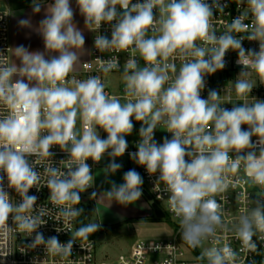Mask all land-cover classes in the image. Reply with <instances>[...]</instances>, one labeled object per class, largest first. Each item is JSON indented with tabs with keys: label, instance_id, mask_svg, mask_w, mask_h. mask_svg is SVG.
Returning a JSON list of instances; mask_svg holds the SVG:
<instances>
[{
	"label": "clouds",
	"instance_id": "9594fccd",
	"mask_svg": "<svg viewBox=\"0 0 264 264\" xmlns=\"http://www.w3.org/2000/svg\"><path fill=\"white\" fill-rule=\"evenodd\" d=\"M76 3L90 30L116 21L111 38L98 34L94 46L100 52L130 53L122 75L127 102L110 96L100 76L68 79L79 60L75 50L83 48L85 38L73 22L70 0H54L39 24L44 52L17 46L14 55L19 65L0 53V231H12L7 224L11 216L20 232H36L30 247L45 244L53 255L70 256L73 239L61 244L57 236L45 239L36 231L45 223L42 217L46 212L40 209L32 215L38 197L29 195V190L41 180L35 166L44 167L49 200L61 208L59 215L67 223L83 211L73 206L80 203V193L93 182L86 161L99 162L107 152L112 159L106 173L119 170L122 165L116 158L128 148L125 137L133 131L134 117L141 127L131 159L149 174L159 173L156 188L163 184V191L169 194L168 206L180 220L184 241L193 249L201 247L217 228H224L222 207L215 199L218 194L240 183L264 189V100L248 102L254 87L248 79L250 73L242 70L236 80L234 90L242 103L231 110L221 106L216 90H209L207 99L201 97L205 76L225 68L230 49L238 52L237 64L250 69L264 84V0H246L247 10L232 19L220 36L212 22L213 9L223 12L226 7L220 0L211 4L207 0ZM32 7L34 13L41 11L38 0H33ZM249 13L251 22L245 23ZM18 24L30 27L31 21L20 19ZM245 38L258 41L259 50L245 49ZM45 53L58 55L46 58ZM137 54L144 61L143 67L138 65ZM176 60L181 62L179 69ZM97 62L102 73L119 68L116 56L107 61L98 58ZM158 125L171 133V139L165 136L162 143L155 140ZM98 128L107 133L106 139L100 137ZM56 145L69 155L67 162L61 161L66 172L51 165L49 158L54 153L50 149ZM28 157L36 159L30 162ZM241 168L246 177L243 181L238 177ZM233 176L237 177L234 182ZM5 177L7 187L21 197L19 204H14L5 190ZM123 181L119 185L110 182L107 196L125 205L139 200L144 182L140 173L130 169ZM96 195L93 192L91 198ZM100 227L95 222L84 225L75 231L74 238L87 242ZM257 233L264 241V204L258 201L255 208L240 216L235 229L240 251L257 250L253 240ZM219 244L214 240L197 259H207L208 264H237L238 252L227 243Z\"/></svg>",
	"mask_w": 264,
	"mask_h": 264
},
{
	"label": "built area",
	"instance_id": "2783aa9c",
	"mask_svg": "<svg viewBox=\"0 0 264 264\" xmlns=\"http://www.w3.org/2000/svg\"><path fill=\"white\" fill-rule=\"evenodd\" d=\"M5 1L8 2L9 0H4L1 3H4L6 7ZM136 2H138V0H132V3ZM139 2H143V0H139ZM207 2L211 4L212 0H207ZM220 4L226 5L223 12H220L218 9H213L212 22L217 36L224 34L226 26L231 23L232 19L247 10L246 0L243 4H240L238 0H220ZM117 8L119 14V6H117ZM154 12H156L158 16V11L154 9ZM250 22L251 14L249 13L245 23ZM115 23V20L111 23H103L99 30H90L89 57L82 62L78 69L69 74L68 79H71L74 76L77 79L85 80L89 76H100L102 81L106 82L105 91L108 92L110 96H117L121 100V103H125L127 102L124 93L125 85L120 90L112 92L108 88V83L109 78L112 75L123 74L124 65L130 58V53L115 51L100 52L94 46L95 38L98 34L105 35L109 39L111 38L112 25ZM149 35H151V33H149ZM233 35L246 37L248 33H233ZM242 46L245 49L259 50L258 41H249L246 38L242 41ZM12 51L11 17L9 10L6 7L5 10L0 9V53H3V55L8 57L9 62H12ZM113 56L118 57V70H113L109 73H102L99 70L97 59L99 58L107 61ZM136 59L138 65L143 67L144 61L138 54ZM237 60L238 52L230 49L225 55V68L205 76L206 85L201 92L202 98H208L209 90H216L220 94L222 107L231 110L234 105L242 103V101L237 99L234 84L236 80L240 78V73L243 70L250 73L248 79L254 83L252 92L248 96V102H253L254 98L264 100V84H261L258 76L250 69H243L241 65L237 64ZM174 62L176 63L177 69H179L181 62L179 60ZM85 64L90 65V67H85ZM229 100L231 102H229ZM132 122L134 124L133 131L130 135L125 137L128 141V148L126 149L125 154L129 157L130 153L137 151L136 144L140 140L139 129L141 127V122L135 121L134 117L132 118ZM242 127L247 130L248 126L243 125ZM77 128H80L79 121L77 122ZM98 132L102 139L107 138V133L102 129L98 128ZM165 136L171 139V133L166 132L163 129V125H158L155 130V140L158 143H162ZM252 139L255 141L257 138L253 136ZM50 151L54 153V155L49 158L51 165L66 172L67 168L61 163V161L67 162L69 160L68 153L62 151L58 145L53 146ZM230 155L234 159L236 154L232 152ZM28 159L30 162H33L36 157H28ZM86 163L90 166L93 175V182L86 191L80 193V203L73 206L78 209H81L86 205L88 197H91V194L93 193L95 170L99 166L100 161L94 162L89 158ZM138 167L144 181L142 190L145 189L151 196V200L149 201L150 205L154 203L157 204L165 213V216L168 213L171 217V222L174 226L172 237L164 239H138L132 244L127 252L120 254L118 257L103 261L98 260L94 255L95 245L93 239H88L87 242H83L78 238H74V233L77 230L78 216L70 219L66 223L65 219L59 215L61 208L52 204L49 200L51 193L46 186L48 177L44 174V167L42 165H36L35 170L41 174V180L37 186H34L29 190V195H35L38 197L32 215H37L40 209H44L46 212L42 217L45 223L36 231L42 232L45 239L51 236H57L61 244H66L70 239H73L74 243L71 255L68 257L53 255L48 251L45 244L30 247L36 232H32L31 234L20 232L17 230L16 225L13 223L10 216L7 224L12 231H0V264H169V262L170 264H208L207 259L198 260L197 254L184 241L180 220L170 211L168 206L167 199L169 194L163 191V184L160 185L159 190L156 188V181L159 173L149 174L144 166L138 165ZM0 175H2V173H0ZM238 177L241 181L246 179L242 168L238 173ZM231 179L234 182L237 177L233 176ZM4 183L5 190L9 193L12 202L14 204H19L21 202V197L14 189L7 187L6 177ZM215 199L222 207V221L224 228H217L215 235L207 238L204 242L208 243L210 247L213 246V241L216 239L220 241V244L217 246L222 247L224 243L229 244L230 247L238 252L239 259L237 264H264V241L258 239V236L260 235L259 233L253 237V240L257 244V250L255 252L240 251L241 241L235 236V229L239 224L240 216L255 208L257 206V201L264 204V189L253 186L251 183H240L236 184L235 187L230 185L225 192L218 194ZM82 243L86 246L82 247ZM88 245H90V248ZM196 250L201 253L198 248H196Z\"/></svg>",
	"mask_w": 264,
	"mask_h": 264
},
{
	"label": "rangeland",
	"instance_id": "374dc122",
	"mask_svg": "<svg viewBox=\"0 0 264 264\" xmlns=\"http://www.w3.org/2000/svg\"><path fill=\"white\" fill-rule=\"evenodd\" d=\"M2 1L4 0H0V5ZM20 1L23 0L5 1L7 9L9 10L12 2ZM31 1L33 2V0ZM43 1L45 0H38V2ZM122 75H112L109 78L108 88L112 92L120 90L125 85ZM111 159L106 153L100 160V164L108 167ZM116 163L122 165L117 171L127 172L130 169H135L139 172L136 162L125 153L116 158ZM116 184L122 183L117 182ZM107 192V189H103L99 201L91 197H88L86 201L87 207L90 208V223L95 222L101 225L93 238L94 255L98 260L118 257L127 252L138 239H164L173 236L174 226L170 215L167 213L163 218L156 216L143 194L139 200L125 205L114 198H108ZM101 235H103L102 239L99 238ZM209 247L210 245L203 241L198 250L202 252Z\"/></svg>",
	"mask_w": 264,
	"mask_h": 264
},
{
	"label": "crops",
	"instance_id": "0c3cea01",
	"mask_svg": "<svg viewBox=\"0 0 264 264\" xmlns=\"http://www.w3.org/2000/svg\"><path fill=\"white\" fill-rule=\"evenodd\" d=\"M41 4V11L39 13L33 12L31 0H23L20 2L11 3L9 6V12L11 17V35H12V63L19 65V59L14 55V50L17 46L23 45L28 48L29 51H41L44 52V42L43 37L39 32L40 21L45 18L47 8L50 4L54 3V0H45L39 2ZM70 4L74 11L73 22L82 31V34L85 38V44L82 49L75 50L79 56V60L75 66V69H78L82 62L89 57L90 54V29L84 23V17L80 14L79 7L76 3V0H70ZM20 19H29L31 21V26H20L18 21ZM46 58H49L52 55H58V53H45ZM108 167L105 165L99 164L95 170V179L93 192L97 195L94 198L99 201V196L103 189L110 191L111 183H123V175L125 172L116 171L114 173H106ZM109 198V197H108ZM87 206V205H85Z\"/></svg>",
	"mask_w": 264,
	"mask_h": 264
},
{
	"label": "trees",
	"instance_id": "16d2710c",
	"mask_svg": "<svg viewBox=\"0 0 264 264\" xmlns=\"http://www.w3.org/2000/svg\"><path fill=\"white\" fill-rule=\"evenodd\" d=\"M81 209H83V211L78 216L77 229L90 223V208H88L87 206H84ZM94 236H95V233L90 234L88 239H93ZM192 250L197 254V256L200 255V253L196 249L192 248Z\"/></svg>",
	"mask_w": 264,
	"mask_h": 264
},
{
	"label": "water",
	"instance_id": "95a60500",
	"mask_svg": "<svg viewBox=\"0 0 264 264\" xmlns=\"http://www.w3.org/2000/svg\"><path fill=\"white\" fill-rule=\"evenodd\" d=\"M5 4L1 3L0 9L5 10ZM143 196L147 199V201L151 200V196L150 194L144 189L142 190ZM151 207L153 209V212L156 216L163 218L165 217V213L159 208V206L157 204H151ZM100 239L103 238V235L99 236Z\"/></svg>",
	"mask_w": 264,
	"mask_h": 264
},
{
	"label": "flooded vegetation",
	"instance_id": "af4514ba",
	"mask_svg": "<svg viewBox=\"0 0 264 264\" xmlns=\"http://www.w3.org/2000/svg\"><path fill=\"white\" fill-rule=\"evenodd\" d=\"M149 202V201H148ZM149 204H150V202H149Z\"/></svg>",
	"mask_w": 264,
	"mask_h": 264
}]
</instances>
